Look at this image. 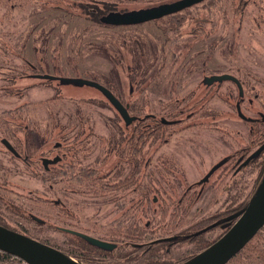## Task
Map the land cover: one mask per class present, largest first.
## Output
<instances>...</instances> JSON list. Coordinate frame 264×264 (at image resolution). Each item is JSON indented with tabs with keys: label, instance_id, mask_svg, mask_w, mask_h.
I'll use <instances>...</instances> for the list:
<instances>
[{
	"label": "rangeland",
	"instance_id": "rangeland-1",
	"mask_svg": "<svg viewBox=\"0 0 264 264\" xmlns=\"http://www.w3.org/2000/svg\"><path fill=\"white\" fill-rule=\"evenodd\" d=\"M107 1L139 9L176 0ZM104 2L0 0V223L68 255L75 232L114 243L92 256L100 264H182L227 231L222 221L264 175L261 159L240 165L257 129L250 120L263 121L264 0H204L175 14L179 28L170 15L119 26L84 15L82 4ZM223 73L241 78L243 100L231 81L204 82ZM37 74L96 80L141 121L127 125L95 87ZM162 118L182 122L137 144L135 173L127 138ZM26 137L37 159L61 157L52 175L4 143ZM89 168L102 186L82 174ZM249 243L227 264H264V227Z\"/></svg>",
	"mask_w": 264,
	"mask_h": 264
},
{
	"label": "water",
	"instance_id": "water-1",
	"mask_svg": "<svg viewBox=\"0 0 264 264\" xmlns=\"http://www.w3.org/2000/svg\"><path fill=\"white\" fill-rule=\"evenodd\" d=\"M202 1L204 0H176L124 13L111 12L106 16L101 17V21L105 24L116 26L140 24L177 13L185 8L201 3ZM38 76L41 78L59 80L62 84H74L79 86L88 85L95 87L101 90L114 105L127 125L137 119L136 116L130 115L128 108L111 89L96 80L83 77L55 76L52 74H39ZM223 80H234L240 86L238 79L231 74L207 76L204 82L211 84L215 81ZM240 114L243 118H246L241 111ZM262 119L264 120V114L262 115ZM163 122L167 121L163 119ZM4 143L10 150L15 151L11 142L4 140ZM263 149L264 144L255 150L243 164H248L249 161L258 156ZM60 159L61 157L59 156H56L53 159L43 158V165L48 168L49 164H55ZM217 168L218 165L213 167L204 180L208 179ZM232 215V218H228V216L226 221H235L226 224V226L228 225L227 231L218 240L192 259L182 264H227L253 239V237L256 236V234L264 227V175L248 205L243 210ZM75 234L101 248L113 249L115 247L114 243L87 234L79 232H75ZM0 250L16 256L28 264H85L52 245L2 224H0Z\"/></svg>",
	"mask_w": 264,
	"mask_h": 264
},
{
	"label": "trees",
	"instance_id": "trees-1",
	"mask_svg": "<svg viewBox=\"0 0 264 264\" xmlns=\"http://www.w3.org/2000/svg\"><path fill=\"white\" fill-rule=\"evenodd\" d=\"M162 4V3H161ZM159 5V4H158ZM12 6V5H11ZM10 6V7H11ZM117 5L114 3V2H112V1H107V0H105V2L102 4V6L101 5H99V4H97V3H91V4H82V11H83V13H84V15H85V13H86V15L89 17V18H91V19H93V20H95L96 22H98L99 24H105V23H103L102 21H101V17H103V16H106L107 14H109V13H111V12H121V13H124V12H127V11H132V10H139V9H142V8H144V7H142V8H139V9H119L118 7H116ZM153 6H156V5H153ZM150 7H152V6H150ZM121 8H126V7H121ZM145 8H148V7H145ZM176 13H174V14H171L170 16L172 17V23L176 26V27H178L179 28V26H180V23H179V20L178 19H176V15H175ZM108 25V24H107ZM178 28H176V30L178 29ZM39 74H37V76H38ZM53 75V74H52ZM57 76V75H56ZM109 88V87H108ZM109 89H111V88H109ZM112 91H113V89H111ZM114 93V92H113ZM115 94V93H114ZM116 95V94H115ZM117 96V95H116ZM118 97V96H117ZM119 98V97H118ZM263 122V121H262ZM162 124V122H158V124H155L154 125V127H152V128H150V129H147L146 127H140V126H137V127H135V129H136V133L137 134H141V136L139 137V135H138V141L135 143V140H134V143L137 145L139 142H143V141H145V136L146 137H149L150 136V134H151V132H152V129H154L153 130V132L154 133H157L160 129H161V127L163 126V125H161ZM144 138V139H143ZM28 142V140H26V143ZM130 158H134L135 156H129ZM140 162H138V160H136V166H134L133 168H135V173L137 172V166H140ZM133 170V169H132ZM44 173L45 174H47V175H52L53 173H54V171L53 170H47L46 168H44ZM82 174L85 176H90V177H93V178H95L96 179V182L100 185V186H102V182L100 181V177H97L95 174H97V170L95 169V168H89V169H86L85 171L84 170H82ZM133 179V176H128V177H126L124 180H123V182H122V184L121 185H119V183L121 182V181H119L117 184H115V185H113L114 187H118L117 189H120L121 187H124V186H128V184H129V181L130 180H132ZM252 199V198H251ZM250 199V200H251ZM250 200H249V202H250ZM248 202V203H249ZM180 203V202H179ZM178 203V204H179ZM248 203L245 205V206H243L242 208H240V209H237V210H235L236 212L235 213H237V212H239V211H241V210H243L247 205H248ZM180 206V205H179ZM235 220H230V221H226V220H224V221H222V225H226L228 222L229 223H233ZM0 224H2V223H0ZM2 225H4V224H2ZM6 226V225H5ZM8 227V226H7ZM10 228V227H9ZM195 235H197V234H194V237H196ZM198 235H200V234H198ZM197 235V236H198ZM78 238L79 239H77V241H76V245L78 246V250L76 251V252H70L69 253V255L70 256H72V257H74V258H76L79 262H83V263H85V264H100V263H98V262H96L95 261V258H92V256H95V255H102V256H105V255H108V254H110L113 250L112 249H105V248H101V247H98V246H95V245H93L92 243H90L88 240H86L85 238H83V237H79L78 236ZM211 244V243H210ZM250 245H252V243H249V244H247V246L244 248L245 250H248V247L250 246ZM209 245H207L206 247H208ZM252 246H254V245H252ZM206 247H204L203 249H205ZM202 249V250H203ZM102 253V254H101ZM249 253V252H248ZM13 255H11V254H9V253H7V252H4V251H2V250H0V259H4V258H8V257H12ZM188 261V260H187ZM186 262V261H185ZM184 263V262H183ZM153 264H163V263H161V262H158L157 261V263H153Z\"/></svg>",
	"mask_w": 264,
	"mask_h": 264
},
{
	"label": "flooded vegetation",
	"instance_id": "flooded-vegetation-1",
	"mask_svg": "<svg viewBox=\"0 0 264 264\" xmlns=\"http://www.w3.org/2000/svg\"><path fill=\"white\" fill-rule=\"evenodd\" d=\"M171 15V14H170ZM168 16V15H167ZM109 25V24H108ZM223 74H231V73H223ZM214 75H221V74H214ZM233 75V74H231ZM56 76V75H55ZM212 76V75H211ZM235 76V75H233ZM207 77V76H206ZM239 83H240V86L237 82H235L234 80H228V81H231L233 82L237 87H238V95L241 97V99L243 100L244 99V88H243V81L241 80V78L239 76H235ZM224 81V80H223ZM216 82H222V81H215ZM124 104V103H123ZM241 104V103H240ZM238 104L236 106V108L238 109L239 111V114H240V111H242L241 109V105ZM126 107H127V104H124ZM128 108V107H127ZM240 109V110H239ZM129 111V110H128ZM211 114H212V111H210ZM241 115V114H240ZM190 117V115H189ZM242 117V116H241ZM152 120H154V116H151L150 117ZM243 118V117H242ZM247 118V116H246ZM163 119L162 118L160 121L162 122V124L164 125L163 129H162V133L163 135L165 134V131L166 129H168L169 127L168 126H172V125H176V124H179L182 122V119H178V118H175V119H171V120H167V119H164L165 121L167 122H163ZM245 119V118H244ZM136 121H141V119L139 120L137 118ZM252 123L257 124V129L256 128H253L251 131H250V136H249V140H248V144H247V147H245L243 149V155H246V159L255 151L257 150L260 146H262L264 144V130L262 128V123H264V120L263 122L260 120V119H254L252 118L250 120ZM154 123V124H153ZM155 124H158V122H155L153 121L152 123H150L149 126H147L146 128L147 129H150L152 127H154ZM168 128H167V127ZM137 127V126H136ZM217 127V126H216ZM154 129H152V132L150 134V136L148 138H150L152 135H154V132H153ZM136 129L134 128L132 130V132L130 133L129 137L127 138L128 142V151H129V154L127 155L128 157L129 156H136V153H137V145L135 144L137 141H138V134L135 132ZM141 136V134L139 135V137ZM26 140H28V142L26 143ZM134 140H135V143H134ZM253 147H256L251 153H249L250 149H252ZM15 148V151H12L16 156L19 157H22L23 160L29 164L30 166H33L34 165V172L36 167H37V163H42L43 164V159L41 160V155H39V159H37V154L39 152V148L38 147H35L31 144V142H29V138L26 137L25 141L21 144H19V146H14ZM43 158V157H42ZM133 159V158H131ZM245 159V160H246ZM261 159V165L264 166V149L262 150V152L256 156L255 158H253L251 161H249L248 164L250 163H253L257 160ZM134 160V159H133ZM245 160L240 164L241 166L243 165V163L245 162ZM135 161V162H134ZM133 161V166H136V160ZM55 164H49L48 168H46L44 165V168H46L47 170H50L51 167H53ZM246 165V164H245ZM240 166V167H241ZM37 175H40L39 173Z\"/></svg>",
	"mask_w": 264,
	"mask_h": 264
}]
</instances>
